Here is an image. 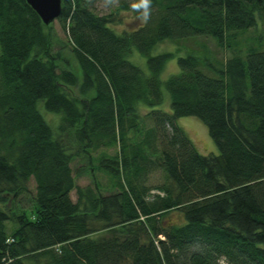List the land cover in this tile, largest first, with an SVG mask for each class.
<instances>
[{
	"label": "trees",
	"instance_id": "obj_1",
	"mask_svg": "<svg viewBox=\"0 0 264 264\" xmlns=\"http://www.w3.org/2000/svg\"><path fill=\"white\" fill-rule=\"evenodd\" d=\"M60 1L79 82L50 54V26L24 0H0V264H264V51L219 66L178 57L164 81L172 54L150 55L165 40L221 47L264 20V0H152L147 21L133 10L143 24L121 33L87 0ZM163 91L170 113L156 109ZM179 117L206 127L216 155L194 149ZM77 157L114 191L95 173L76 186Z\"/></svg>",
	"mask_w": 264,
	"mask_h": 264
},
{
	"label": "rangeland",
	"instance_id": "obj_2",
	"mask_svg": "<svg viewBox=\"0 0 264 264\" xmlns=\"http://www.w3.org/2000/svg\"><path fill=\"white\" fill-rule=\"evenodd\" d=\"M87 1L92 12L101 16H109L111 20H113V23L110 26L115 32L121 33L123 31H130L135 29L138 25L143 24L142 20L135 17L132 13L133 10H136L134 5L137 4L139 0ZM121 5L128 6L129 10L123 11L119 9ZM255 20L256 24L253 28L241 33L239 32L235 36H232V38L226 40L224 45H222L221 47H219L214 40L207 37H196L180 41L165 40L160 42L151 51L150 55L154 56L159 53L172 54V58L168 60L164 65L162 73L160 74V81H164L170 75H175L178 73V67L176 64V60L178 57L193 55L201 61L209 62L213 66H219V63H223L233 54H237L242 58L246 56L251 50H253V52L264 51V20H261L259 18H256ZM49 26L50 28L48 31V36L50 41V54L54 56L55 60L58 62L57 65L59 68H64L71 71L79 82L80 74L78 71L77 63L71 55L70 47L63 31L60 28L59 23L55 20ZM227 43L229 47L227 46ZM128 61L138 66L143 71H146L145 58L141 57L136 52L130 56ZM202 71H206V69L202 68ZM71 94L74 96L77 95L76 88H72ZM38 107L40 114L42 115L46 123L52 129H55L58 122V116L55 114H48L47 112H44L41 102L39 103ZM156 109L165 113H170L169 98L164 91L163 102ZM176 124L184 132L194 149L200 155H216L217 151L215 149V146L208 137L206 127L201 122L193 117H179L176 119ZM65 140L67 143L69 142V145H72V148L75 146V143H73L72 140L69 141L67 138H65ZM103 153L111 156L113 150L107 149L104 150ZM79 167H83V169L81 172L77 173L76 170ZM70 168L72 170V175L76 186H93L94 182L92 179V173H95V176L97 178L96 186L101 193H111L114 191L111 183L108 181L107 176L103 172H97L96 170H94V172H91L89 166H86V162L83 158H75L71 162ZM159 183L160 177L156 174L150 180V184L157 185ZM33 187V183L32 181H30L28 183V189L30 192H33ZM69 197L71 201H75L74 190L70 192ZM22 203L24 204L23 201ZM10 206V203H8L6 205V209H9ZM169 221L175 225H179L180 223H182V218L178 213L173 212L169 217ZM5 226L8 234L15 228V226L10 223H6ZM218 264L225 263L223 261H219Z\"/></svg>",
	"mask_w": 264,
	"mask_h": 264
},
{
	"label": "water",
	"instance_id": "obj_3",
	"mask_svg": "<svg viewBox=\"0 0 264 264\" xmlns=\"http://www.w3.org/2000/svg\"><path fill=\"white\" fill-rule=\"evenodd\" d=\"M27 6L37 15L43 26L55 21L61 10L60 0H24Z\"/></svg>",
	"mask_w": 264,
	"mask_h": 264
},
{
	"label": "clouds",
	"instance_id": "obj_4",
	"mask_svg": "<svg viewBox=\"0 0 264 264\" xmlns=\"http://www.w3.org/2000/svg\"><path fill=\"white\" fill-rule=\"evenodd\" d=\"M151 3L152 0H139V2L134 5L136 9L142 11L141 19H143L144 21H147V19L149 18Z\"/></svg>",
	"mask_w": 264,
	"mask_h": 264
}]
</instances>
